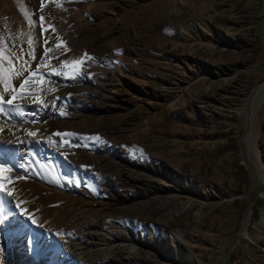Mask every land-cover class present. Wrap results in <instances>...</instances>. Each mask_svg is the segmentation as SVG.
<instances>
[{"label":"rangeland","instance_id":"rangeland-1","mask_svg":"<svg viewBox=\"0 0 264 264\" xmlns=\"http://www.w3.org/2000/svg\"><path fill=\"white\" fill-rule=\"evenodd\" d=\"M40 8L0 0V49L26 52L29 80L4 89L0 139L37 151L49 165L33 172L57 194L30 211L23 190L6 187L20 196L14 209L37 213L38 242L52 241L43 251L20 240L32 263L66 264V244L91 229L76 264H264V102L246 120L264 85V0Z\"/></svg>","mask_w":264,"mask_h":264},{"label":"bare ground","instance_id":"bare-ground-1","mask_svg":"<svg viewBox=\"0 0 264 264\" xmlns=\"http://www.w3.org/2000/svg\"><path fill=\"white\" fill-rule=\"evenodd\" d=\"M18 23H20V21ZM9 47L13 50V54H8L9 60H7L8 58L4 49L3 50L0 49V52H3V57H0V64H2L4 68L6 69L10 68L12 70L10 74L11 75L10 83L12 84L13 87L17 88V86L19 85L18 83H20L22 79L21 77L23 73L27 71V70L26 71L22 70L23 66L20 67L18 57L24 56L26 52L20 51L19 49L17 50V48L13 45H10ZM37 50H38V53L36 54L37 57H35L36 55L34 56L35 58L34 61H39L40 59V55H41L40 47L39 48L37 47ZM10 60L12 61L11 63L9 62ZM4 89H5L4 84L0 83V96L4 97L5 95ZM263 102H264V85H262V87L259 88L254 93L252 99L250 100V103L248 105V110L246 112L247 123H250L253 120V117L255 116L256 112L263 104ZM28 110L31 113L35 112L33 111L32 106L29 107ZM43 110L41 109V111ZM43 113L49 117L52 114V111L48 109V110H44ZM17 161L25 163L26 167L24 169L23 168L19 170L17 169V171L19 175H27L26 176L27 178L24 179L23 177L22 178L23 180H17L14 179L13 177L8 176L9 173H4L5 176H8L10 178L9 181L6 183L5 187L9 188L14 193L17 192L19 188L20 190H23V192L25 193V197L28 200L27 202L28 206H26V208L27 207L28 208L26 210H30V211L35 210V208L39 206L42 194L46 198H50L51 196L55 197L57 195L55 194V190H54L55 188H51L50 184L46 180L39 177L40 175L38 176L35 172H33L34 171L33 168L35 167L36 169H40L42 166L49 165L46 162L40 161V159L38 158L37 151H34V149L33 150L30 149L29 151L28 149L25 148V145H20L19 143L17 144V140L13 137L2 140L0 139V164H4L8 167L10 166V167L18 168ZM19 197L17 194H14L12 196L13 198L12 199L11 197L3 196L2 194H0V198L4 200V207H3L4 223L0 224V258L2 261L1 264H33L31 260V255L28 254L27 250L20 244V240L22 241V239H24L25 237H29V239H34L35 243L40 242L39 246L40 249L43 251H45L46 248L51 249L52 247L51 245L52 241H50V237L48 235H43L40 241L38 242L39 235H37L38 231L36 230L35 226L32 223L33 217L30 220L28 219L29 216L28 214L21 215V211H19L21 209L19 210L14 209L15 204H13V202L14 203L19 202L18 200ZM36 215L37 213H35V215L33 214L34 217ZM90 230L87 231L85 235L83 234L81 242L78 245L66 244L67 256L64 257L66 259L64 260V263L76 264L78 258L81 259L83 256H85V254L88 251V248L91 247L92 243L95 240V231L94 230L90 231ZM127 264H139V260H135L131 262L128 261Z\"/></svg>","mask_w":264,"mask_h":264},{"label":"snow or ice","instance_id":"snow-or-ice-1","mask_svg":"<svg viewBox=\"0 0 264 264\" xmlns=\"http://www.w3.org/2000/svg\"><path fill=\"white\" fill-rule=\"evenodd\" d=\"M43 7H44V0H41V8H40V11L43 10ZM39 22L41 24V26H43L44 22H45V17L43 15H40L39 16ZM30 24H35L36 21L34 20H30L29 21ZM44 31H46L47 29H43ZM53 30H54V26H53ZM29 43L31 44V40L29 41ZM45 43H47V40L45 41ZM57 48L60 47L59 44L56 45ZM51 51V49H46L45 50V54L47 55V52ZM0 57H3V52H0ZM34 58V56H33ZM88 59L90 60H94L95 58L94 57H88ZM10 63L12 62L11 60L9 61ZM67 63V62H65ZM79 61H77V66L79 65ZM11 69H6L3 67L2 64H0V83H3L4 84V87L5 89H9L11 88L12 92L15 93L17 92V88L16 87H13L12 84L10 83L11 81ZM58 75L60 73H57ZM32 75L34 76L35 73H32ZM75 78V77H73ZM29 84V80L27 78H25L20 84H19V90H23L25 88L26 85ZM16 95H13L11 97V99H8L7 100V105H12L13 104V101L16 100ZM3 104V96H0V105ZM3 112V107H0V113ZM0 131H3V128L2 126H0ZM29 136H34L36 135V133H32V132H29L28 133ZM57 135H71V134H60V133H57ZM17 167H21L23 168V165H17ZM12 171V168L4 165V164H0V194H2L3 196H7V197H12L13 196V192L12 191H9V190H6V183L9 181V177L8 176H5L4 173H8V172H11ZM19 203H17V207H19ZM3 207H4V200L2 198H0V224H3L4 223V213H3ZM26 212L25 209H21V215H24ZM28 219H32V216L29 215L28 216ZM33 223H35V221L33 220Z\"/></svg>","mask_w":264,"mask_h":264}]
</instances>
